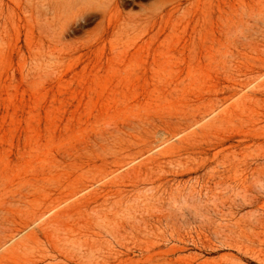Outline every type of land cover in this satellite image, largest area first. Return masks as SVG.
Wrapping results in <instances>:
<instances>
[{"label": "rangeland", "instance_id": "374dc122", "mask_svg": "<svg viewBox=\"0 0 264 264\" xmlns=\"http://www.w3.org/2000/svg\"><path fill=\"white\" fill-rule=\"evenodd\" d=\"M0 264H264V0H0Z\"/></svg>", "mask_w": 264, "mask_h": 264}]
</instances>
